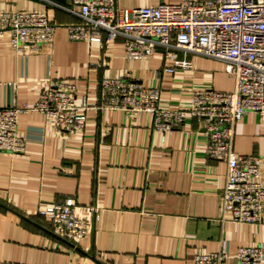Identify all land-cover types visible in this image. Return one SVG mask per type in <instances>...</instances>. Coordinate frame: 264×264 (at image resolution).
<instances>
[{
    "label": "crops",
    "instance_id": "0c3cea01",
    "mask_svg": "<svg viewBox=\"0 0 264 264\" xmlns=\"http://www.w3.org/2000/svg\"><path fill=\"white\" fill-rule=\"evenodd\" d=\"M177 1L116 0L121 8ZM72 6L0 0L1 9L44 11L57 25L53 43L26 56L0 37V106L29 107L52 80L74 82L78 97L93 105L100 80L125 73L159 86L162 101L174 106L187 104L202 85L233 90L234 78L214 58L157 47L150 58L129 59L123 37L103 44L70 39L67 26L80 21ZM176 58L193 66L164 71ZM90 115L82 135L52 127L38 111L19 115L26 151L0 152V264H194L197 253L222 247L231 252L222 264H237L239 247L264 245V218L236 221L223 206L227 165L208 156L202 120L191 117L164 133L148 112L91 108ZM235 148L259 159L264 183V114L249 112L237 124ZM68 197L93 221L76 241L60 237L38 213Z\"/></svg>",
    "mask_w": 264,
    "mask_h": 264
},
{
    "label": "built area",
    "instance_id": "2783aa9c",
    "mask_svg": "<svg viewBox=\"0 0 264 264\" xmlns=\"http://www.w3.org/2000/svg\"><path fill=\"white\" fill-rule=\"evenodd\" d=\"M71 11L80 17L67 26L69 38L101 44L124 38L129 59L150 58L157 47L181 50L220 60L234 78L231 91L202 85L191 89L185 105L162 101L159 86L145 85L131 73L104 76L99 98L91 105L78 97L72 81L52 80L42 85L36 102L29 107L0 106V152L26 151V140L18 130L19 115L38 111L48 123L68 134L82 135L92 115L105 110L148 112L162 132L182 127L191 117L202 120L209 157L226 162L223 206L233 219L245 223L264 218V183L259 159L243 155L235 148L237 124L249 112L264 114V0H180L157 5L118 7L116 0H73ZM57 25L44 11L0 8V37H5L18 56L38 52L52 44ZM192 61L176 58L164 71L191 68ZM96 212V208L89 207ZM38 213L65 239L87 237L93 226L91 216L79 213L72 197L40 207ZM263 246L247 245L236 250L237 264H261ZM231 252L197 253L194 264H222Z\"/></svg>",
    "mask_w": 264,
    "mask_h": 264
}]
</instances>
